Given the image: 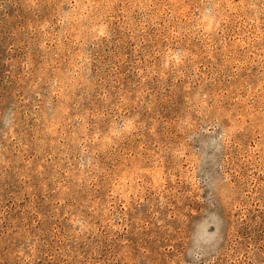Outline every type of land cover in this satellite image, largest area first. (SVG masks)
<instances>
[{
    "label": "rangeland",
    "instance_id": "rangeland-1",
    "mask_svg": "<svg viewBox=\"0 0 264 264\" xmlns=\"http://www.w3.org/2000/svg\"><path fill=\"white\" fill-rule=\"evenodd\" d=\"M0 264H264V0H0Z\"/></svg>",
    "mask_w": 264,
    "mask_h": 264
}]
</instances>
